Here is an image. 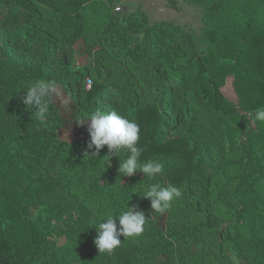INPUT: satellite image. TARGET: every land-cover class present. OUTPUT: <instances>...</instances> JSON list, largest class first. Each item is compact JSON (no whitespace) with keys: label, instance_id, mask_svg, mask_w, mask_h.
<instances>
[{"label":"trees","instance_id":"16d2710c","mask_svg":"<svg viewBox=\"0 0 264 264\" xmlns=\"http://www.w3.org/2000/svg\"><path fill=\"white\" fill-rule=\"evenodd\" d=\"M184 1L204 10L202 34L210 49L202 57L189 37L182 48L161 30L145 31L134 23L122 27L102 9L105 32L117 31L119 57L141 72L139 82L149 94L142 104L131 86L107 85L103 73L87 88V68L72 66L73 46L95 10L93 0H0V28L6 33L0 48V264H162L163 259L198 264L209 254L218 264H233L228 249L248 264H264V121L247 117L264 109V0ZM44 12L51 13L48 20ZM139 32L144 38L130 47L131 35ZM171 70L180 78H172ZM228 77L235 101L222 92ZM38 79L63 88L77 119L112 107L137 122L141 163L162 162L163 173L153 180L121 176L125 154L107 163L101 160L108 155L106 146L89 160L87 130L70 143L60 141L56 132L62 122L53 102L44 120L22 102ZM230 173L235 177L228 188L234 190L219 206L214 198ZM152 183L182 191L166 211L165 233L156 223L161 213L142 198ZM39 204L47 220L31 218ZM134 204L147 219L143 234L120 237L116 250L99 253L94 226ZM73 212L70 225H51ZM214 234L210 247L205 243L202 252L191 251L194 241ZM58 238L66 244L57 247Z\"/></svg>","mask_w":264,"mask_h":264},{"label":"rangeland","instance_id":"374dc122","mask_svg":"<svg viewBox=\"0 0 264 264\" xmlns=\"http://www.w3.org/2000/svg\"><path fill=\"white\" fill-rule=\"evenodd\" d=\"M93 9L87 14L88 24L83 33L82 37L79 38L74 44V54L72 66L76 68L85 67L89 71L86 76V85L90 81V86L93 81V76H99L103 73V78L105 83L108 85H117L119 87L131 86L133 91V98L135 100H142V104H145L149 94L145 95V89L141 86L139 80L141 72H134L128 65V62L119 57L120 55V44L115 40L116 30L113 33H106L105 27L107 25L103 8L109 11V15H112L113 21L120 23V26L125 27L128 23H134L140 26L143 30L148 29H158L162 32L168 34L177 43L182 45L185 42V38L189 37L195 48V52L198 57H202L206 54L210 46L208 45L207 38L202 34V18L204 15V10L201 8L193 7L187 4L184 0H93ZM41 9V7H40ZM48 18L51 13L44 12ZM46 24H51L46 21ZM6 33L0 28V48L4 43ZM143 39V33H135L134 36L131 35L129 40V46L133 47L135 40ZM1 50V49H0ZM162 52V51H161ZM160 52V53H161ZM187 56V55H186ZM169 75L174 79H179L180 75L174 71H170ZM57 86V91L59 96L53 94L51 101L56 107L59 117L61 119V125L57 130V138L65 143H70L77 137H83L86 135V125H79L76 118V109L71 101L70 97L59 85ZM224 95L230 100H237V96L233 89V77H228L225 81V85L222 88ZM163 96L159 98V104L162 102ZM112 107H108L104 112L111 111ZM264 110V109H263ZM256 112L247 114V117L252 121L255 119ZM227 143V142H226ZM236 146L239 142L235 141ZM227 145V144H226ZM264 151V150H263ZM134 175H143L140 172H136ZM235 177V176H234ZM226 175L221 179L219 183L218 191H220L218 196L214 199H218L219 206L226 205L230 199L231 194L229 191L234 190L233 188H228V184L231 179L234 178ZM264 194V183L260 186ZM222 191V192H221ZM213 201V200H212ZM236 200H234V203ZM217 203H214L215 209L219 207ZM171 208V207H170ZM182 209V207H181ZM186 212V211H185ZM235 213V212H234ZM233 214V213H232ZM169 212L161 213L156 220L157 226L164 233L167 232L169 228L168 224ZM76 217V212L70 213L67 216H63L61 221L53 219L51 225H58L59 227H66L71 224L72 220ZM32 219H41L42 221L48 219V213L44 205H37L32 209L31 213ZM169 219H172L170 217ZM178 224V223H174ZM244 232V228L240 227ZM217 235H213L210 238H201L202 243H195L191 245V251L193 253H200L203 251V244L207 243L210 245L212 238H216ZM66 240L63 238H58L55 240L57 247H62L66 244ZM207 260H203L198 264H218L215 260V254H209ZM226 255L230 258L233 264H248L243 259L236 257V252L228 249ZM162 264H168L167 259L160 260ZM170 261V260H169ZM207 261V262H206ZM73 264H77L76 262Z\"/></svg>","mask_w":264,"mask_h":264},{"label":"clouds","instance_id":"9594fccd","mask_svg":"<svg viewBox=\"0 0 264 264\" xmlns=\"http://www.w3.org/2000/svg\"><path fill=\"white\" fill-rule=\"evenodd\" d=\"M59 96L54 81L38 79L32 82L24 91L23 104L40 120L47 118L51 97ZM255 119L264 121V110H257ZM77 123L87 126L89 140L86 142L84 157L89 160L99 155L106 146L108 155L103 159L107 163L112 156L124 153L118 172L121 176L132 177L136 172L144 178L153 180L164 171V164L156 160L141 163L143 149L138 146L140 127L137 122L126 118L116 110L101 111L99 108L80 118ZM119 157V156H118ZM182 196V191L176 186L164 187L159 183H152L143 190V199L150 202L151 211L164 213L175 199ZM131 197L129 198V200ZM128 200V201H129ZM145 213L134 204L120 211L118 215L106 214L101 222L94 227L97 235L94 245L99 253L110 254L121 245L120 237L136 239L140 237L146 224Z\"/></svg>","mask_w":264,"mask_h":264},{"label":"built area","instance_id":"2783aa9c","mask_svg":"<svg viewBox=\"0 0 264 264\" xmlns=\"http://www.w3.org/2000/svg\"><path fill=\"white\" fill-rule=\"evenodd\" d=\"M88 83L90 84V81H88ZM89 84L87 85V88H89V87H90V85H89Z\"/></svg>","mask_w":264,"mask_h":264}]
</instances>
